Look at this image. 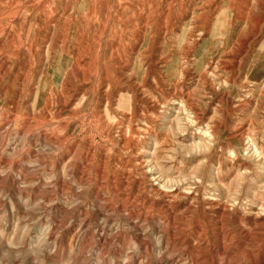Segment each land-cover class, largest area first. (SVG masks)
<instances>
[{"label": "rangeland", "instance_id": "1", "mask_svg": "<svg viewBox=\"0 0 264 264\" xmlns=\"http://www.w3.org/2000/svg\"><path fill=\"white\" fill-rule=\"evenodd\" d=\"M220 1L0 0V264L263 261L264 106L172 27Z\"/></svg>", "mask_w": 264, "mask_h": 264}, {"label": "bare ground", "instance_id": "2", "mask_svg": "<svg viewBox=\"0 0 264 264\" xmlns=\"http://www.w3.org/2000/svg\"><path fill=\"white\" fill-rule=\"evenodd\" d=\"M190 4H191V2H190ZM215 6L216 7L213 8V10H212L213 12L211 13L213 17H212V19H209V16H208L209 10H205V11H203V13L201 15H197L195 17V15H192L194 12H192L191 10L189 11L188 5L186 7H183L181 5L180 6L181 13H189L191 17H189L186 21H183L182 19H180V17L178 18V16L175 17L174 19H176V20L172 23V27L174 29H180L181 30L182 34L179 36H182L185 39V41H182V42H187V43L193 44L194 42H198V41L204 39V37L206 35H208L209 36V42L203 51L204 54L203 55L200 54L199 56H195V58L198 60L206 58V59H210L213 61H220L221 67L219 68V70L221 71L220 72L221 74H224L225 80L230 79L231 81L234 82V84H237L238 86L240 83H242V84L249 83L248 86H251L254 83L255 84L254 85L255 86L254 87V96L256 97V100H254V102H256L255 106H257V105L258 106H261V105L264 106V40L260 46H257L255 48V52H254L253 56L251 57L249 64L248 65L245 64L246 60H247L246 55L248 54V51L252 47H254V45H255L253 42L249 43V41H250L249 37L251 36V34H253L254 37L252 39L253 40L255 39V41H256L257 38L260 37V35L264 34V28H263V30L258 29L254 26L253 23L247 24L245 22L248 20V15H247V13H245L244 15L242 14L241 9L243 8V0H240V2L237 5H234L233 2L231 3L230 0H221L220 2H217ZM165 18L166 19L162 25L163 29H166L164 31L163 38H165V35L167 33L168 14L165 16ZM162 19H164V18H162ZM193 19H194V21L192 23ZM178 20H179V22H178ZM210 20H211V24H210ZM177 22H178L179 26L177 25ZM188 26H191V28L188 29ZM245 40H246V42H245ZM207 52H208V54H210L209 56L206 55ZM61 53H62V48H61ZM78 54H79V51L76 52V55H78ZM63 57H65V56L62 53L60 58H63ZM67 60H68V58H67ZM225 80L221 79V81H223V82H226ZM238 82H240V83H238ZM234 84L232 85V91L231 92H235V90H237V88L235 89ZM247 96H250V94L248 92H243V94L240 96L238 95L237 96L238 103H240V100L242 97H247ZM229 97L232 98L231 96H229ZM233 98H236V97L233 96ZM243 104H244V102L240 103L239 105L243 106ZM246 107H247V105H246ZM254 116L255 115L253 114V117ZM253 117L249 123H251L255 127L257 120L255 119V117L254 118ZM194 120L195 119H193L192 123H194ZM218 123L223 124V121L222 122L218 121ZM206 129H209V128H206ZM207 133H208V131H207ZM208 135H209V139H211V140L212 139L215 140V136H217L215 134V130L214 131L210 130ZM244 140H245V147H244L243 151H246V152L252 151V153L257 154L258 156L260 155V157H263V159H264V151L262 150V148H260V147H262V145H261L259 139H257L256 137H252V136L248 135L244 138ZM229 151L233 152L235 150L230 149ZM149 170L150 169H148V171ZM218 208H220V207H218ZM159 212L160 211H158V213ZM165 212L167 213V211H165ZM217 213H219V212L217 211ZM224 213H225V209H223V211L220 212V214H222V215ZM256 215H258V213L255 214V216ZM141 221H142V219H141ZM251 223H253L255 228L263 229V227H264V221L263 222H257L256 218H254L251 221ZM258 236H260V235H258ZM249 245H251V244H249ZM146 247H148V246H146ZM250 248L251 247H249L247 244H243L242 251L243 252L250 251L251 250ZM262 249H263V247H262ZM256 254H258V253H256ZM213 257H214V255H213ZM262 257H263V261H262V259L259 258V255H254L253 258H251L252 259L251 264H261V263L264 264V255ZM251 261H249V263ZM158 263L160 264V260L158 261ZM194 264H196V263H194ZM227 264H231V262L227 261Z\"/></svg>", "mask_w": 264, "mask_h": 264}, {"label": "crops", "instance_id": "3", "mask_svg": "<svg viewBox=\"0 0 264 264\" xmlns=\"http://www.w3.org/2000/svg\"><path fill=\"white\" fill-rule=\"evenodd\" d=\"M260 36H262V35H260ZM258 38H259V37H258ZM258 38H257V39H258ZM256 41H257V40H256ZM256 41H255V39H254V40L252 39V40L249 41V43H250V42H253V43L255 44ZM245 42H246V40H245Z\"/></svg>", "mask_w": 264, "mask_h": 264}]
</instances>
